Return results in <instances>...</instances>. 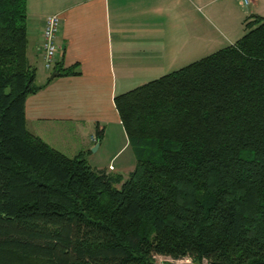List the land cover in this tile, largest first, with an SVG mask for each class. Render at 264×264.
<instances>
[{"label": "trees", "instance_id": "16d2710c", "mask_svg": "<svg viewBox=\"0 0 264 264\" xmlns=\"http://www.w3.org/2000/svg\"><path fill=\"white\" fill-rule=\"evenodd\" d=\"M26 1L0 0V264H264V18L114 98L135 159L124 179L27 132L25 101L42 87Z\"/></svg>", "mask_w": 264, "mask_h": 264}, {"label": "crops", "instance_id": "0c3cea01", "mask_svg": "<svg viewBox=\"0 0 264 264\" xmlns=\"http://www.w3.org/2000/svg\"><path fill=\"white\" fill-rule=\"evenodd\" d=\"M249 1L246 10L241 0H27L26 58L42 87L26 98L27 132L69 159L82 153L92 168L131 173L114 98L232 46L245 18H264V0ZM52 15L61 17L56 64L79 75L44 69L41 35Z\"/></svg>", "mask_w": 264, "mask_h": 264}, {"label": "built area", "instance_id": "2783aa9c", "mask_svg": "<svg viewBox=\"0 0 264 264\" xmlns=\"http://www.w3.org/2000/svg\"><path fill=\"white\" fill-rule=\"evenodd\" d=\"M241 2L245 7L250 4L249 0H241ZM60 28L61 17L59 15H52L46 18L41 35L42 60L46 71H52L57 63L58 47L56 45V39Z\"/></svg>", "mask_w": 264, "mask_h": 264}, {"label": "rangeland", "instance_id": "374dc122", "mask_svg": "<svg viewBox=\"0 0 264 264\" xmlns=\"http://www.w3.org/2000/svg\"><path fill=\"white\" fill-rule=\"evenodd\" d=\"M249 7L246 8V10H248ZM165 76V75H164ZM163 77V76H162ZM101 164V163H100ZM120 171H117L119 174H121V176L124 179H127L128 175L130 174V170L129 169H119ZM114 171V169L112 167L108 168V172H112ZM119 189V186H118ZM155 264H175L172 260L168 259V258H163V257H156L155 258ZM185 264V263H184ZM206 264V263H204Z\"/></svg>", "mask_w": 264, "mask_h": 264}, {"label": "water", "instance_id": "95a60500", "mask_svg": "<svg viewBox=\"0 0 264 264\" xmlns=\"http://www.w3.org/2000/svg\"><path fill=\"white\" fill-rule=\"evenodd\" d=\"M57 75L56 74H52L50 77V80H52L53 78H55Z\"/></svg>", "mask_w": 264, "mask_h": 264}]
</instances>
